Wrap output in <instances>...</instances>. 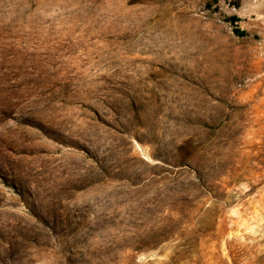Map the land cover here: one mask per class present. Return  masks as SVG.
<instances>
[{"label":"rangeland","instance_id":"1","mask_svg":"<svg viewBox=\"0 0 264 264\" xmlns=\"http://www.w3.org/2000/svg\"><path fill=\"white\" fill-rule=\"evenodd\" d=\"M0 91V264H264V0H0Z\"/></svg>","mask_w":264,"mask_h":264},{"label":"trees","instance_id":"2","mask_svg":"<svg viewBox=\"0 0 264 264\" xmlns=\"http://www.w3.org/2000/svg\"><path fill=\"white\" fill-rule=\"evenodd\" d=\"M231 19L234 20L235 18L232 17ZM235 31H236V33L242 34L241 31H238V30H235ZM13 104H17V103H15V101L11 100V98H9V96H4L3 93L0 91V115H5L7 108Z\"/></svg>","mask_w":264,"mask_h":264}]
</instances>
